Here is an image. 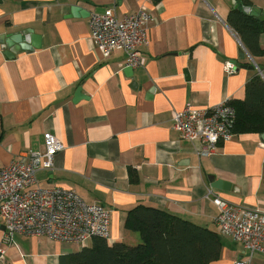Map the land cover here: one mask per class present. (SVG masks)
Returning a JSON list of instances; mask_svg holds the SVG:
<instances>
[{
	"label": "crops",
	"instance_id": "crops-1",
	"mask_svg": "<svg viewBox=\"0 0 264 264\" xmlns=\"http://www.w3.org/2000/svg\"><path fill=\"white\" fill-rule=\"evenodd\" d=\"M264 12V0H249ZM235 0H2L0 4V169L44 148L50 131L64 150L42 187L58 186L111 217L110 244H137L125 229L127 212L143 205L217 231V207L208 190L235 206L264 213V133L247 132L199 158L195 143L173 129L177 111L209 108L230 98L242 102L264 57L253 58L229 26ZM240 5V4H239ZM240 7V6H239ZM238 7V8H239ZM118 17L145 10L152 17L143 68L127 56L102 58L91 40L92 15ZM77 10V15H74ZM264 50V33L259 38ZM38 46V48H34ZM246 57L242 59V52ZM235 65L227 75L226 63ZM248 67V68H247ZM0 264H60L71 244L16 235L4 242ZM221 258L233 264L242 245L222 237ZM252 264H264L256 255Z\"/></svg>",
	"mask_w": 264,
	"mask_h": 264
},
{
	"label": "built area",
	"instance_id": "built-area-1",
	"mask_svg": "<svg viewBox=\"0 0 264 264\" xmlns=\"http://www.w3.org/2000/svg\"><path fill=\"white\" fill-rule=\"evenodd\" d=\"M153 19L145 10L118 17L114 9L90 17L91 40L102 58L115 52L126 53V67L143 68L145 58L141 48L150 44ZM227 75L235 74L231 62L224 66ZM259 74L263 76L262 72ZM232 99L218 105L195 109L191 106L177 111L173 129L184 140L198 145L199 158H210L220 143L235 137L236 110ZM58 137L44 133V148L39 152L20 155L0 169V217L10 244L16 235L46 238L56 242L89 246L95 238L110 242V213L99 203H87L74 191L58 187H42L37 175L51 171L55 158L64 150ZM206 199L218 209L217 230L222 237L240 243L244 257L233 264H252L256 255L264 257V213L257 209L235 206L208 190ZM5 255L0 247V257Z\"/></svg>",
	"mask_w": 264,
	"mask_h": 264
},
{
	"label": "trees",
	"instance_id": "trees-1",
	"mask_svg": "<svg viewBox=\"0 0 264 264\" xmlns=\"http://www.w3.org/2000/svg\"><path fill=\"white\" fill-rule=\"evenodd\" d=\"M159 3L162 0H152ZM252 2L242 0L228 16L229 26L240 36L253 58L264 57L259 38L264 21L251 17ZM236 110L235 134L264 133V77L258 72L246 85L242 102H232ZM125 229L139 236L140 242L110 244L102 238L89 246L61 257L60 264H213L220 260L222 236L161 209L139 205L127 212Z\"/></svg>",
	"mask_w": 264,
	"mask_h": 264
},
{
	"label": "water",
	"instance_id": "water-1",
	"mask_svg": "<svg viewBox=\"0 0 264 264\" xmlns=\"http://www.w3.org/2000/svg\"><path fill=\"white\" fill-rule=\"evenodd\" d=\"M235 1H238L239 4H241L242 0H235ZM2 3V0H0V4ZM239 4H236L234 6V9H238V7L240 6ZM246 12L251 16V17H255V18H258L260 21H264V12H262V10L258 9V8H253V9H250V8H247ZM74 15H77V10H74ZM34 48H38V46H35ZM246 53L243 51L242 52V59H244V57H246ZM248 68V67H247ZM129 70L128 71H132L133 69L132 68H128ZM251 70H257L259 72H262L259 70V68L257 67V65L255 64L254 61H252V66L250 67Z\"/></svg>",
	"mask_w": 264,
	"mask_h": 264
},
{
	"label": "rangeland",
	"instance_id": "rangeland-1",
	"mask_svg": "<svg viewBox=\"0 0 264 264\" xmlns=\"http://www.w3.org/2000/svg\"><path fill=\"white\" fill-rule=\"evenodd\" d=\"M71 247L74 249V250H78L79 246L77 244H71Z\"/></svg>",
	"mask_w": 264,
	"mask_h": 264
}]
</instances>
